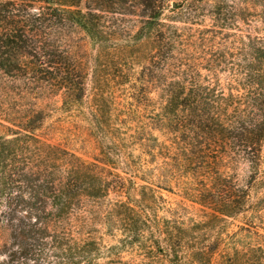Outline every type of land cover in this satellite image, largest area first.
<instances>
[{
    "label": "trees",
    "instance_id": "16d2710c",
    "mask_svg": "<svg viewBox=\"0 0 264 264\" xmlns=\"http://www.w3.org/2000/svg\"><path fill=\"white\" fill-rule=\"evenodd\" d=\"M107 58L125 66L121 173L40 133L42 102L60 97L108 137L105 96L89 90ZM263 165L264 0H0V264H101V228L144 264H215L185 221L159 218L154 179L218 180L197 198L229 216L246 212ZM244 166L250 181L232 179ZM228 260L264 264V244Z\"/></svg>",
    "mask_w": 264,
    "mask_h": 264
},
{
    "label": "rangeland",
    "instance_id": "374dc122",
    "mask_svg": "<svg viewBox=\"0 0 264 264\" xmlns=\"http://www.w3.org/2000/svg\"><path fill=\"white\" fill-rule=\"evenodd\" d=\"M85 46L94 57L97 56V52L92 50L89 44ZM102 65L98 67L101 69L96 82L93 83L90 79L89 90L90 93L97 90V94L105 96L104 109L108 113L106 119L108 137L91 133L85 117L64 112L60 97L47 98L42 102L48 118L40 133L49 143L59 145L87 161L103 160V157L109 154L112 160L110 164H115L121 173L125 168V66L121 70L112 58L103 59ZM142 108L146 116L151 115V107ZM154 133L162 140L166 139L158 131ZM249 170L244 166L238 172L241 177L232 175L231 178L239 179L244 183L249 182L251 179ZM154 180L156 181L154 190L166 202L164 209L158 212L159 218L185 221L189 231V242L215 248V264H229V255L236 257L238 252L250 253L252 248L264 244V165L261 166L260 173L254 181L256 191L248 202L250 206L246 212L229 216L215 213L210 206H202L197 198L200 194L219 193L218 180L194 177ZM168 180H173L175 183L172 190L167 186ZM234 192L233 187L230 193L234 194ZM134 196L137 199L141 198L142 190H139L138 194L134 193L132 198ZM111 197L116 198L114 194ZM4 236L5 232H0V242ZM147 236L150 237V233ZM97 237L104 248L101 264L118 259L125 264L148 262L144 257L145 250L129 245L121 246L123 237L117 230L101 228ZM116 246L121 247L119 252L113 250L108 252Z\"/></svg>",
    "mask_w": 264,
    "mask_h": 264
},
{
    "label": "water",
    "instance_id": "95a60500",
    "mask_svg": "<svg viewBox=\"0 0 264 264\" xmlns=\"http://www.w3.org/2000/svg\"><path fill=\"white\" fill-rule=\"evenodd\" d=\"M175 6H176V4L174 3V4H173V7H175Z\"/></svg>",
    "mask_w": 264,
    "mask_h": 264
}]
</instances>
